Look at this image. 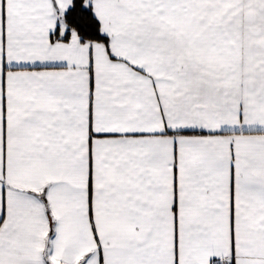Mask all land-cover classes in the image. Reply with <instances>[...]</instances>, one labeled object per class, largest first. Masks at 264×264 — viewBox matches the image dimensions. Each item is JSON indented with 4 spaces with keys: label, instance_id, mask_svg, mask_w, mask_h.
Returning <instances> with one entry per match:
<instances>
[{
    "label": "snow or ice",
    "instance_id": "1",
    "mask_svg": "<svg viewBox=\"0 0 264 264\" xmlns=\"http://www.w3.org/2000/svg\"><path fill=\"white\" fill-rule=\"evenodd\" d=\"M0 264H264V0H0Z\"/></svg>",
    "mask_w": 264,
    "mask_h": 264
}]
</instances>
